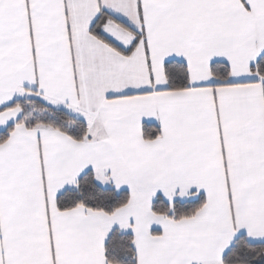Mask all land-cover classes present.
I'll return each mask as SVG.
<instances>
[{"label": "snow or ice", "instance_id": "1", "mask_svg": "<svg viewBox=\"0 0 264 264\" xmlns=\"http://www.w3.org/2000/svg\"><path fill=\"white\" fill-rule=\"evenodd\" d=\"M0 264H264V0H0Z\"/></svg>", "mask_w": 264, "mask_h": 264}]
</instances>
